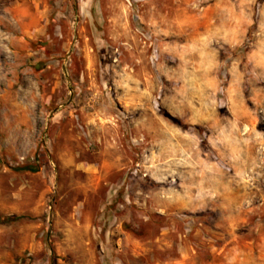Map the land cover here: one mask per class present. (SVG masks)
I'll return each instance as SVG.
<instances>
[{
  "label": "rangeland",
  "instance_id": "obj_1",
  "mask_svg": "<svg viewBox=\"0 0 264 264\" xmlns=\"http://www.w3.org/2000/svg\"><path fill=\"white\" fill-rule=\"evenodd\" d=\"M0 264H264V0H0Z\"/></svg>",
  "mask_w": 264,
  "mask_h": 264
}]
</instances>
